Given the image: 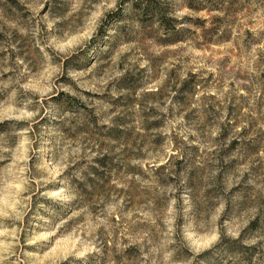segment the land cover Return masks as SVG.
<instances>
[{
	"label": "rangeland",
	"instance_id": "374dc122",
	"mask_svg": "<svg viewBox=\"0 0 264 264\" xmlns=\"http://www.w3.org/2000/svg\"><path fill=\"white\" fill-rule=\"evenodd\" d=\"M0 264H264V0H0Z\"/></svg>",
	"mask_w": 264,
	"mask_h": 264
}]
</instances>
